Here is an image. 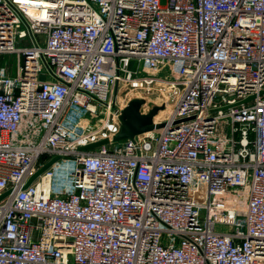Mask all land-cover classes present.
Returning <instances> with one entry per match:
<instances>
[{
  "label": "built area",
  "instance_id": "obj_1",
  "mask_svg": "<svg viewBox=\"0 0 264 264\" xmlns=\"http://www.w3.org/2000/svg\"><path fill=\"white\" fill-rule=\"evenodd\" d=\"M5 53L0 264H264V0H0ZM156 86L166 125L113 140Z\"/></svg>",
  "mask_w": 264,
  "mask_h": 264
},
{
  "label": "water",
  "instance_id": "obj_2",
  "mask_svg": "<svg viewBox=\"0 0 264 264\" xmlns=\"http://www.w3.org/2000/svg\"><path fill=\"white\" fill-rule=\"evenodd\" d=\"M260 93H264V90H262ZM255 96L256 95H251L234 104H229V105H224L218 108H214L213 111H216L218 109H227L232 106L240 105L242 103L252 100ZM143 102H144L143 99H133L132 101L129 102L128 106L123 110L122 115H121V121H122L121 130L119 133H117L113 137V140L118 141V140H123L127 138L133 139L141 133L153 130L154 128H160L166 125L165 122L155 123L153 119V114L155 112V109L152 110L149 114H143L140 109ZM182 120H188V118L182 119ZM178 122H180V120L176 121V123ZM109 142H110V139L107 138V139L97 141L95 143H91L86 146H82L81 148L82 149L93 148V147H97L99 145L106 144ZM59 158H60L59 156H55L52 160H50L45 165L40 167L38 171L29 179L25 187L31 184L35 178H37L41 173H43L48 167H50ZM9 192L10 190L7 191L4 195L0 196V199L3 198L5 195H7Z\"/></svg>",
  "mask_w": 264,
  "mask_h": 264
},
{
  "label": "rangeland",
  "instance_id": "obj_3",
  "mask_svg": "<svg viewBox=\"0 0 264 264\" xmlns=\"http://www.w3.org/2000/svg\"><path fill=\"white\" fill-rule=\"evenodd\" d=\"M162 3L165 4L166 0H162ZM0 65H6L11 68V72L15 74L18 65L17 55L13 53L0 54ZM132 67L135 68L136 65L133 64ZM154 88L155 89L145 91L123 87L118 93L116 101V108H118L120 115H122L123 110L128 106L130 101L133 99H143L144 102L140 108L143 114H149L155 109L153 114L154 121L167 118L175 105V98L169 96L165 89L161 90L160 87L157 86Z\"/></svg>",
  "mask_w": 264,
  "mask_h": 264
},
{
  "label": "bare ground",
  "instance_id": "obj_4",
  "mask_svg": "<svg viewBox=\"0 0 264 264\" xmlns=\"http://www.w3.org/2000/svg\"><path fill=\"white\" fill-rule=\"evenodd\" d=\"M169 107V106H168ZM169 109V108H168Z\"/></svg>",
  "mask_w": 264,
  "mask_h": 264
}]
</instances>
